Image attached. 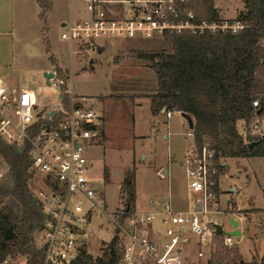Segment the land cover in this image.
<instances>
[{"label": "built area", "instance_id": "2783aa9c", "mask_svg": "<svg viewBox=\"0 0 264 264\" xmlns=\"http://www.w3.org/2000/svg\"><path fill=\"white\" fill-rule=\"evenodd\" d=\"M191 1L81 0L83 16L63 22L60 38L77 48L75 55L91 57L99 54L103 42L109 39L151 40L183 31L236 33L243 28L240 21L195 23L194 12L187 7ZM52 74L50 88L53 86L59 104L42 113L37 112L33 91L23 89L11 97L0 89V140L17 151L28 146V172L31 180L37 178L38 182L30 190L44 219L36 238V246L43 250V264H73L79 252L86 250L91 237L87 228L95 210L103 213L113 227L115 247L122 252L118 264H254L242 258L231 262L218 255L220 247L230 250L236 245V237L223 234V227L214 219L219 213V194L214 191L213 179L219 162L207 144L201 149L196 146L193 128L187 133L193 143L184 161L191 199L187 209L177 211L169 200H156L150 204L151 211L139 212L123 193L119 206L106 212L101 187L104 176L95 173L94 162L88 157L101 137V116L84 105L85 98L75 97L69 87L62 89L64 80L55 71ZM64 95L69 99L66 106L61 102ZM252 107H259L257 99ZM51 111L55 113L48 117ZM162 113L170 119L175 112L162 109ZM263 133L261 112L243 121L239 135L247 144L260 140ZM8 171L0 157V181ZM213 224L221 226L222 235H215ZM215 238H221L220 244ZM0 264H28V257L0 253Z\"/></svg>", "mask_w": 264, "mask_h": 264}, {"label": "rangeland", "instance_id": "374dc122", "mask_svg": "<svg viewBox=\"0 0 264 264\" xmlns=\"http://www.w3.org/2000/svg\"><path fill=\"white\" fill-rule=\"evenodd\" d=\"M48 1L15 2V28H8V25L5 29L13 36L14 57L20 60L16 61L17 73L8 89L37 91L39 86L50 89L46 86L44 73L55 71L65 82L62 89L69 87L75 97L86 99V107H92L100 114L101 137L88 157L94 162L95 173L107 174V180L101 183L108 206L106 212L119 206L127 177L132 179L137 211H147L154 196L167 193H170L175 209H187L184 158L192 148V139L187 137L190 129L180 113H173L172 118L166 119L162 109L156 116L150 112L149 97L156 92L157 83L146 56L170 53L169 42L164 38L109 39L103 42L104 47L97 55H75L77 48L60 38L61 24L83 16L82 2ZM215 1L227 9L225 17L238 18L243 5L241 0ZM7 12L5 19L9 24V6ZM7 45L1 42L0 49L9 54ZM7 54L1 51L0 60L7 59ZM51 88L53 90V86ZM52 90L37 91L38 113L59 104ZM68 101L67 95L62 96L63 105L66 106ZM217 161L221 164L225 160L219 158ZM227 165L220 177L223 193L218 186L219 175L217 178L219 213L214 219L221 224L225 234L231 230L228 218L233 214L243 237L234 239L236 245L230 250L220 247L217 252L231 262L242 258L258 263L264 249V157L229 159ZM160 169H169V176L159 179L157 172ZM35 179L30 181V188L38 185ZM230 188L235 192H229ZM87 206L85 201L84 208ZM246 214L248 219H243ZM87 231L91 237L86 251L93 259L102 258L107 264L105 254L113 237L112 225L103 213L95 210Z\"/></svg>", "mask_w": 264, "mask_h": 264}, {"label": "trees", "instance_id": "16d2710c", "mask_svg": "<svg viewBox=\"0 0 264 264\" xmlns=\"http://www.w3.org/2000/svg\"><path fill=\"white\" fill-rule=\"evenodd\" d=\"M242 1L244 10L235 20L227 21L243 24L236 33L205 30L165 34L171 52L146 56L157 83L156 92L149 97L151 115H158L161 109L187 114L194 123L196 146L201 149L207 144L216 161L264 157V142L248 148L237 131L239 121H248L259 110L264 113V0ZM187 7L194 12L197 24L224 23L213 0H192ZM256 99L259 107L253 108ZM28 151L27 145L17 151L0 140V157L9 168L0 181V253L27 256L28 264H43V250L36 246V238L44 219L30 190ZM224 172L225 166L218 164L213 179L216 193L218 175ZM122 190L128 203L134 204L131 177L124 180ZM116 240L112 238L107 247V264L121 260ZM215 241L220 244L221 238ZM73 264L105 262L94 260L83 249ZM254 264H264V249L259 263Z\"/></svg>", "mask_w": 264, "mask_h": 264}, {"label": "crops", "instance_id": "0c3cea01", "mask_svg": "<svg viewBox=\"0 0 264 264\" xmlns=\"http://www.w3.org/2000/svg\"><path fill=\"white\" fill-rule=\"evenodd\" d=\"M36 1V0H35ZM48 1V0H47ZM214 1V3H215V8H216V10H217V12H218V14L221 16V19L222 20H224V21H228V20H231V19H234L235 20V18H227V17H225V13H226V10L222 7V5L220 4H217L216 3V1L215 0H213ZM242 1V0H241ZM15 2H16V0H0V43L1 42H4V43H7L8 45V47H10V48H7V50H9V54H7V53H5L3 50H1L0 49V53H1V51L3 52V54H7L8 56H7V59H4V60H0V86H2V88H4L5 89V91L10 95V96H17L18 94H19V92L21 91V90H23V89H21V90H14L13 89V91L15 92H13V91H10L9 89H8V84L11 82V81H13L15 78H14V76L16 75V73H17V68H18V65H17V63H16V61H19L20 59H15V57H14V51H13V49L16 47L15 45H14V42H13V36H10L11 35V33H9V34H7L9 31H6V27L8 26V28H11V29H14L15 28V8H16V4H15ZM49 3H50V1H48ZM37 3V2H36ZM38 4V3H37ZM51 4V3H50ZM242 7H240V10L238 11V12H241V11H243L244 10V3H243V1H242ZM8 6H9V14L11 15V22L8 24V21L5 19V16L7 17V14H8V12H7V8H8ZM51 6V5H50ZM1 7H3V9H1ZM3 12H2V11ZM2 34V35H1ZM9 37V38H8ZM20 64V63H19ZM49 88V87H48ZM27 90H31V89H27ZM39 90H46V91H49V90H52L51 88L50 89H45V87L44 86H39L38 87V90L37 91H39ZM31 91H33V90H31ZM37 91H33L34 92V94H35V98H36V95H37ZM53 91V90H52ZM175 113H177V112H175ZM172 118V117H171ZM100 122H101V118H100ZM242 124H243V121H239L238 123H237V126L239 125L240 126V129H238L237 128V131H239L240 132V130H241V126H242ZM238 132V133H239ZM253 142V141H252ZM256 146V145H255ZM186 157V156H185ZM248 158H254V157H248ZM185 159V158H184ZM225 161L224 162H222L221 164L223 165V166H225V171L227 170V167H228V165H227V163H228V160L229 159H224ZM169 176V169H166V170H159L158 172H157V177L159 178V179H164V178H167ZM222 175H220L219 176V179H218V186H219V189H220V191H221V193H223V191H222V189L220 188V177H221ZM186 192H187V189H186ZM229 192H235V189H232V188H230L229 189ZM224 196V195H223ZM187 197H188V195H187ZM154 199H151L150 201H149V208L147 209L148 211H151V203L153 202V201H156V200H159V201H161V200H169L170 202H171V204H172V206H173V203H172V201H171V195H170V193H167V194H164V195H157V196H154L153 197ZM188 201H189V197H188V200H187V203H188ZM226 201H227V199H226ZM135 205V204H134ZM187 206H188V204H187ZM187 206H186V208H187ZM173 208H174V206H173ZM175 209V208H174ZM175 210H177V209H175ZM185 210V209H184ZM177 211H183V210H177ZM241 237H243L242 236V234H241ZM87 246V245H86ZM88 253V252H87ZM89 254V253H88ZM90 256H91V254H89ZM92 257V256H91ZM93 258V257H92ZM98 259V258H97ZM94 260H96V259H94Z\"/></svg>", "mask_w": 264, "mask_h": 264}, {"label": "water", "instance_id": "95a60500", "mask_svg": "<svg viewBox=\"0 0 264 264\" xmlns=\"http://www.w3.org/2000/svg\"><path fill=\"white\" fill-rule=\"evenodd\" d=\"M53 77V74L52 72H45L44 73V78H45V81H46V86L50 87V79ZM55 113V111H51L47 114L48 117L52 116L53 114ZM261 111L259 110L257 112V114H260ZM180 115L185 119V121L187 122L188 124V128L189 129H192L194 127V123H193V120L185 113H180ZM259 142H264V133H263V136L262 138L259 140V141H253V142H250V143H247V147L248 148H251V147H254L255 145H257V143ZM228 222H229V225L231 227V230L229 231H226L224 232L225 235H228V236H233V237H236V238H241V232L239 230V222L238 220H236L234 217L230 216L228 218ZM213 227H214V233L216 236H220L222 235V228L220 225L218 224H213Z\"/></svg>", "mask_w": 264, "mask_h": 264}, {"label": "bare ground", "instance_id": "6f19581e", "mask_svg": "<svg viewBox=\"0 0 264 264\" xmlns=\"http://www.w3.org/2000/svg\"><path fill=\"white\" fill-rule=\"evenodd\" d=\"M2 88V86H0V89Z\"/></svg>", "mask_w": 264, "mask_h": 264}]
</instances>
